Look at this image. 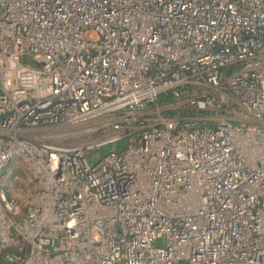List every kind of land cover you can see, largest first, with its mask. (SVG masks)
I'll return each mask as SVG.
<instances>
[{
    "label": "built area",
    "instance_id": "1",
    "mask_svg": "<svg viewBox=\"0 0 264 264\" xmlns=\"http://www.w3.org/2000/svg\"><path fill=\"white\" fill-rule=\"evenodd\" d=\"M0 264H264V0H0Z\"/></svg>",
    "mask_w": 264,
    "mask_h": 264
},
{
    "label": "rangeland",
    "instance_id": "2",
    "mask_svg": "<svg viewBox=\"0 0 264 264\" xmlns=\"http://www.w3.org/2000/svg\"><path fill=\"white\" fill-rule=\"evenodd\" d=\"M152 109L153 108H150L149 110L151 111ZM47 132L49 133L48 136L52 137L54 141L62 143H81L94 137L93 133L79 129V127H77V125L74 123L51 127L47 130ZM118 148V144H110L105 147V151L108 152L117 150ZM98 156H100V153H97L96 157ZM20 161L21 160L15 159L8 164V173H10L12 170L13 173L9 174L6 184L13 187H30L33 185V183L30 182L27 170Z\"/></svg>",
    "mask_w": 264,
    "mask_h": 264
},
{
    "label": "water",
    "instance_id": "3",
    "mask_svg": "<svg viewBox=\"0 0 264 264\" xmlns=\"http://www.w3.org/2000/svg\"><path fill=\"white\" fill-rule=\"evenodd\" d=\"M25 61H29V62H32V63H36V64H39L38 61H35L31 56H26L24 58Z\"/></svg>",
    "mask_w": 264,
    "mask_h": 264
}]
</instances>
